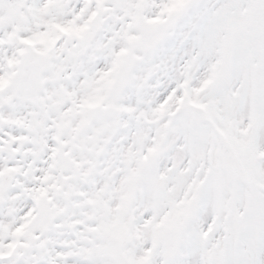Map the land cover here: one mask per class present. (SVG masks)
<instances>
[{"label":"snow or ice","instance_id":"1","mask_svg":"<svg viewBox=\"0 0 264 264\" xmlns=\"http://www.w3.org/2000/svg\"><path fill=\"white\" fill-rule=\"evenodd\" d=\"M0 264H264V0H0Z\"/></svg>","mask_w":264,"mask_h":264}]
</instances>
